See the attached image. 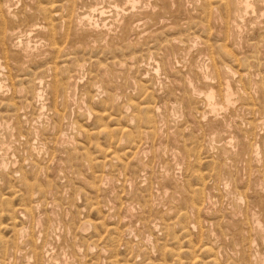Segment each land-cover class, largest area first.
Returning <instances> with one entry per match:
<instances>
[{
    "label": "rangeland",
    "instance_id": "1",
    "mask_svg": "<svg viewBox=\"0 0 264 264\" xmlns=\"http://www.w3.org/2000/svg\"><path fill=\"white\" fill-rule=\"evenodd\" d=\"M53 1L63 0L28 1L49 3L56 18L48 24L31 14V31L21 38L26 56L5 46L18 62L14 69L24 65L11 80L0 75V264H205L207 256L206 264H264V0H249L247 12L237 6L244 0L142 1L131 11L135 19L121 12V0ZM15 2L17 11L23 1ZM83 12L93 25L77 22ZM225 67L232 72L222 75ZM57 68L69 78H52ZM204 69L214 74L205 79ZM41 81L45 87L35 89L44 94L43 109L32 100ZM46 249L51 261L44 263Z\"/></svg>",
    "mask_w": 264,
    "mask_h": 264
},
{
    "label": "bare ground",
    "instance_id": "2",
    "mask_svg": "<svg viewBox=\"0 0 264 264\" xmlns=\"http://www.w3.org/2000/svg\"><path fill=\"white\" fill-rule=\"evenodd\" d=\"M21 1H23V4H21V6L19 5V7L18 8H20V9H18L17 11H14V10H12V2L14 3V6H15V3L17 4L18 2H15V0H0V75L1 76H4L3 74H7V76L5 77V78H8V79H10L9 78V75H11V72H13L14 70H16V69H19L21 66L23 67V62L21 63V64H23V65H21V66H19V68H16L15 67V69H14V64H15V62H17V60L16 61H13L12 59H13V57H15V56H11V55H7V52L6 51H8V50H6V45H9V44H14V45H12V46H14V48L12 49V52H13V54H14V51L13 50H15V47H16V49H18V51L20 52V51H23L22 52V55L24 54V56H26V54L25 53H29V52H27V50H30V49H27V47H25V48H23V47H21V45H22V41H25V40H27V39H25V40H21V38L24 36V34L25 33H27V32H30V31H27L28 30V28H26V27H28V26H30V25H28L29 23V17H31V14L33 15L34 14V16H37L36 14H40L43 18V20H45V21H43V22H46V23H48V21H46V20H48V19H54V18H56V17H53L52 16V14L54 13V12H56L55 10L53 11V7H49V3H45L46 5H42V4H44V1H43V3L41 4V3H37V2H35L36 4H35V6H33V4H30V2H28V1H31V0H21ZM20 0H19V2H21ZM32 1H34V0H32ZM37 1V0H36ZM94 1V0H93ZM99 1V0H98ZM107 1V0H106ZM109 1V3H111L110 2V0H108ZM117 1V0H116ZM116 1H114V5H115V8H117V9H115V10H118L119 8H120V6L118 5V3L116 4ZM119 1V0H118ZM122 2H123V5L125 6V8H121L120 10H121V12H126L127 10H130L129 11V14L131 15V17L133 16L131 13H134L135 14V16L137 17V13H135V12H131V11H134V9L135 8H137V10H139V4L142 2V1H146L145 3H147L148 2V5L150 4L151 5V1L150 0H121ZM156 1V0H155ZM159 1V0H158ZM167 1V0H166ZM165 1V2H166ZM171 1V0H170ZM183 1V0H182ZM182 1H181V3H182ZM186 1V0H185ZM213 1V0H212ZM219 1H222V0H219ZM219 1H217V3L219 2ZM46 2V1H45ZM51 2H52V0H51ZM53 2H60V1H53ZM61 2H63V4L65 3L64 2V0L63 1H61ZM60 2V3H61ZM74 2H76L75 0H74ZM91 2H92V0H91ZM95 2H97V1H95ZM157 2V1H156ZM163 2V1H162ZM172 2V5H173V1H171ZM178 2H180V0L178 1ZM196 2V1H195ZM205 2H207V5H208V1H205ZM211 2V1H210ZM209 2V3H210ZM222 2H224V4H228L227 2L225 3V1L223 0ZM22 3V2H21ZM59 3V4H60ZM70 3H72V0L70 1ZM99 3V2H98ZM102 2H100L98 5H100ZM107 3V2H106ZM105 3V4H106ZM158 3H161V2H158ZM157 3V4H158ZM175 3H176V1H175ZM186 3H187V1H186ZM189 3V2H188ZM201 3H203V2H201ZM215 3V1L213 2V4ZM219 3H221V2H219ZM218 3V4H219ZM52 5L53 4H55V3H51ZM57 4V3H56ZM59 4H57V6H59V7H61ZM62 4V3H61ZM73 4V3H72ZM94 4V3H93ZM97 4V3H96ZM108 4V3H107ZM106 4V5H107ZM111 4H113V3H111ZM110 4V5H111ZM153 4V3H152ZM162 4V3H161ZM171 4V3H170ZM179 4V3H178ZM212 4V5H213ZM218 4H216V5H218ZM222 4V3H221ZM224 4H222V5H224ZM68 5H71V4H69V2H68ZM67 5V6H68ZM102 5V4H101ZM109 5V4H108ZM107 5V6H108ZM138 5V6H137ZM145 5V4H144ZM147 5V6H148ZM149 5V6H150ZM154 5H155V3H154ZM171 5V6H172ZM189 5V4H188ZM65 7L64 8H66V4L64 5ZM73 6H76V5H72L71 6V8H74ZM105 6V5H104ZM140 6H142V4H140ZM155 6H157V5H155ZM163 6H165V5H163ZM167 6V5H166ZM171 6H168V7H171ZM174 6H175V4H174ZM173 6V7H174ZM185 7V3H184V5L182 4V6L181 7ZM203 6H205V5H203ZM211 6V5H210ZM237 6H238V9H241L243 12H247L248 10V8H251V6H253V2L251 3L249 0H244V1H240V2H237ZM70 7V6H69ZM88 7H90V6H88ZM87 7V8H88ZM102 7V6H101ZM144 7V6H143ZM167 7V8H168ZM177 7H179V5L177 6ZM177 7H174L175 9H177ZM183 7V8H184ZM223 7H225V6H223ZM64 8L62 9V10H64ZM76 8V7H75ZM75 8H74V10H75ZM87 8H84V9H86V10H89V8L87 9ZM105 8V7H104ZM103 8V9H104ZM152 8H153V6H152ZM155 8V7H154ZM157 8H158V6H157ZM162 8V7H161ZM186 8H188V7H186ZM197 8V7H196ZM55 9V8H54ZM58 9V8H57ZM67 9L68 8H66V11H67ZM78 9H80V8H78ZM97 9V8H96ZM98 9H100V8H98ZM102 9V8H101ZM113 9V8H112ZM182 9V8H181ZM177 10L178 11V13L179 12H181L182 10ZM185 9V8H184ZM183 9V11H185ZM214 9H215V7H214ZM105 10V9H104ZM157 10H160V8H158ZM164 10H167V9H165L164 8ZM169 10V9H168ZM171 10V9H170ZM191 10V9H190ZM194 10H196L195 8H194ZM199 10V9H198ZM198 10H196V11H194V12H196L197 13V11ZM208 10H209V8H208ZM76 11H77V9H76ZM90 11H96L95 9L94 10H90ZM98 11H100V10H98ZM98 11H96V12H98ZM114 12V10H111V12ZM141 11H143L144 12V10H141ZM140 11V12H141ZM148 11H151L152 12V10L151 9H148ZM161 11V10H160ZM173 9H172V11L170 12V14L172 13V15L173 16H175L174 14H176V12L173 14ZM187 11H189V10H187ZM211 11V10H210ZM209 11V12H210ZM33 12H35V13H33ZM69 13H70V10L68 11ZM67 12V13H68ZM82 12V11H81ZM110 12V13H111ZM116 12V11H115ZM137 12V11H136ZM139 12V14H141ZM147 12V11H146ZM145 12V13H146ZM153 12H154V9H153ZM164 12H166V11H164ZM163 12V13H164ZM193 12V11H192ZM199 12V11H198ZM216 12V11H215ZM58 13V12H57ZM63 13V12H62ZM66 13V12H65ZM106 13V12H105ZM149 13V12H148ZM159 13V12H158ZM161 13H162V11H161ZM183 13V12H182ZM208 13V12H207ZM207 13H206V16L208 17L209 16V14L207 15ZM211 13V12H210ZM218 13V12H217ZM56 14V13H55ZM59 14L60 13H58V19H59ZM80 14V13H79ZM94 14H96L95 12H94ZM112 14V16H117V15H114V13H111ZM117 14V13H116ZM122 14H126V13H122ZM156 14V13H155ZM160 14V13H159ZM184 14V13H183ZM188 14V12L185 14V15H187ZM195 14V13H194ZM199 15L201 14V13H198ZM216 14V13H215ZM49 15V16H48ZM54 15V14H53ZM69 14H67V15H65V16H68ZM71 15V14H70ZM70 15H69V17H70ZM73 15H76V14H74L73 13ZM130 15H129V17H130ZM142 15H144V14H141V16ZM163 15H167L166 13H164ZM162 15V17H164ZM171 15V16H172ZM198 15V16H199ZM217 15V14H216ZM64 16V15H63ZM62 16V17H63ZM64 16V17H65ZM72 16V15H71ZM92 16H95V15H92ZM126 15H123V17L124 18H126L125 17ZM134 16V17H135ZM150 16H151V14H150ZM156 16V15H155ZM154 16V17H155ZM179 16V15H178ZM201 16H202V14H201ZM213 16V15H212ZM218 17H220L219 15H217ZM38 17V16H37ZM47 17H49V18H47ZM52 17V18H51ZM73 17V16H72ZM76 17V16H75ZM122 17V16H121ZM122 17V21H123V18ZM134 17H132L133 19H135ZM143 17V16H142ZM147 16H145V18H146ZM153 17V18H154ZM161 17V16H160ZM162 17L160 18V19H162ZM182 17H184V16H182ZM202 17H204V16H202ZM217 17V18H218ZM240 17V16H239ZM34 18H36V17H34ZM41 18V17H40ZM90 17H89V13L87 14L86 12H83V13H81L80 15H78L77 14V17H76V20H77V22L78 23H84V22H89V26H91V25H93L91 22H92V20H91V22H90V19H89ZM98 18H102V17H98ZM118 18H119V16H118ZM132 18H131V21H132ZM141 18V17H140ZM172 18V17H171ZM200 18V17H199ZM204 18H206V17H204ZM216 18V17H215ZM221 18V17H220ZM60 19H62L61 17H60ZM65 19V18H64ZM91 19H92V17H91ZM173 19H176V17H173ZM172 19V20H173ZM36 20V19H35ZM41 20V19H40ZM56 20V19H55ZM66 20V19H65ZM64 20V21H65ZM74 20V19H73ZM127 20H129V18L127 19ZM138 20V19H137ZM140 21H142L143 19H139ZM138 20V21H139ZM145 20V19H144ZM143 20V21H144ZM169 20V19H168ZM191 20V19H190ZM212 20V19H211ZM214 20V19H213ZM220 20V19H219ZM57 21V23H60V21L58 22V20H56ZM56 21H55V24H57L56 23ZM133 21H135V20H133ZM137 21V22H138ZM146 21H148V20H146ZM152 22L151 23H153V20H151ZM164 21L166 22V20L164 19ZM202 21V20H201ZM217 21H218V19H217ZM221 21V20H220ZM33 24H38V22L39 21H36L37 23H35V21L34 20H32L31 21ZM52 22H54V21H52ZM51 22V23H52ZM63 22V21H62ZM72 23H73V21H71ZM98 24H100L98 21H96ZM112 22H114V21H112ZM149 22V21H148ZM155 22H157L156 20H155ZM178 22V21H177ZM193 22V21H192ZM204 22V23H203ZM203 22H201V24L203 23L204 25H206L205 24V19H204V21ZM208 22V21H207ZM39 23H41V22H39ZM64 23H66V25L69 23V20L67 19ZM74 23H75V25L77 24L75 21H74ZM73 23V24H74ZM107 23V22H106ZM115 23V22H114ZM124 23V22H123ZM130 23H134V22H130ZM167 23V22H166ZM166 23H165V25H166ZM188 24H189V22H187ZM31 24V23H30ZM49 24V23H48ZM122 24V23H121ZM129 24V23H128ZM143 24V23H142ZM147 24V23H146ZM169 24V23H168ZM173 24L174 23H172V26H173ZM34 25V26H35ZM41 25H42V23H41ZM43 25H46L47 26V24H43ZM52 25H54V24H52ZM59 25V24H58ZM65 25V24H64ZM71 26H72V24H70ZM97 25V24H96ZM117 25H118V23H117ZM124 25V24H123ZM145 25V24H144ZM164 25V24H163ZM177 26H178V23L176 24ZM185 25H187V24H185ZM191 25V24H190ZM193 26L195 25L194 24V22H193V24H192ZM198 25V24H197ZM220 25V24H219ZM36 26H40V24H38V25H36ZM50 26V25H49ZM68 26H69V24H68ZM70 26V27H71ZM78 26V25H77ZM114 27H115V25H113ZM120 26H122V25H120ZM119 26V27H120ZM128 26H131V24H129ZM135 26H137V24H135ZM135 26H134V28H135ZM139 26H142L141 25V22H140V25ZM150 26V25H149ZM160 26V25H159ZM167 26V30L169 29L168 28V26L169 25H166ZM54 27V26H53ZM59 28H60V26H58ZM58 27H55V28H57L58 29ZM69 27V28H70ZM80 27H84L83 25H80ZM80 27H78V28H80ZM95 27V26H94ZM99 27V26H98ZM118 27V28H119ZM132 27V26H131ZM151 27V26H150ZM149 27V28H150ZM157 27V26H156ZM155 27V28H156ZM196 27V26H195ZM214 27V26H213ZM217 27V26H216ZM222 27V26H221ZM220 27V29H222ZM27 30H26V29ZM31 28V27H30ZM38 28V27H37ZM39 28H42V27H39ZM44 28H45V26H44ZM48 29H49V27H47ZM63 28H65V26H63ZM72 28H77V27H73L72 26ZM103 28V27H102ZM123 28V27H122ZM121 28V29H122ZM133 28V27H132ZM139 28H142V27H139ZM144 28V27H143ZM142 28V30L144 31L145 29H143ZM146 28V27H145ZM148 28V27H147ZM152 28V27H151ZM150 28V29H151ZM171 28V27H170ZM174 28H176V27H174ZM174 28H171V29H174ZM25 29V30H24ZM43 29V28H42ZM48 29H46L47 30V33H48V31H50V30H48ZM62 29V28H61ZM71 29V28H70ZM95 29V28H94ZM127 29V28H126ZM138 29V28H137ZM44 30V29H43ZM79 30V29H78ZM81 30H83V29H81ZM88 30V29H87ZM87 30H85L86 32H88ZM90 30H92V28L90 29ZM117 30V29H116ZM131 31H132V29H130ZM134 30H136V29H133V31ZM142 30H137V32L138 31H142ZM153 30V29H152ZM164 30H165V28H164ZM219 30V29H218ZM38 31V30H37ZM42 31V30H41ZM55 31V30H54ZM63 31V30H62ZM67 31V28L65 29V32ZM71 31H73V30H71ZM95 31V30H94ZM97 31V30H96ZM120 31V30H119ZM142 31V32H143ZM150 31V30H149ZM158 31V30H157ZM156 31V32H157ZM162 31V30H161ZM35 32V31H34ZM39 32V31H38ZM58 32H60V29H58ZM57 32V34H60V33H58ZM80 31H78V32H76L75 31V33H79ZM82 32V31H81ZM130 32V31H129ZM145 32V31H144ZM159 32H160V29H159ZM46 33V34H47ZM53 32H51V34H52ZM89 33V32H88ZM121 33H122V31H121ZM124 33H126L125 31H124ZM133 34H134V32H132ZM132 33H131V35H132ZM197 33V32H196ZM56 34V35H57ZM87 34V33H86ZM93 34H94V32H93ZM148 34V33H147ZM154 34V33H153ZM217 34V33H216ZM219 34H220V32H219ZM218 34V35H219ZM35 35V34H34ZM49 35V34H48ZM52 35H54V34H52ZM51 35V36H52ZM55 35V36H56ZM62 35H63V33H62ZM73 35V34H72ZM75 36H76V34H74ZM77 35H79V34H77ZM131 35H130V33H129V37H131ZM137 35H138V33H137ZM155 35V34H154ZM42 36V35H41ZM58 36V35H57ZM70 36V35H69ZM89 36V35H88ZM128 36V35H127ZM186 36V35H185ZM33 37V36H32ZM63 37H66V36H63ZM89 37H91V36H89ZM128 37V39H130ZM154 37V36H153ZM156 37H158V36H156ZM155 37V38H156ZM30 38V37H29ZM44 38V37H43ZM49 38H51V37H49ZM100 38V37H99ZM125 38V37H124ZM159 38V37H158ZM179 38V37H178ZM38 39H39V37H38ZM53 39V38H52ZM51 39V40H52ZM63 39V38H62ZM67 39V38H66ZM69 39V38H68ZM87 39V38H86ZM88 39H90V38H88ZM87 39V40H88ZM138 39V38H137ZM141 39V38H140ZM147 39V38H146ZM148 39H149V37H148ZM154 39V38H153ZM40 40V39H39ZM125 40H127L126 38H125ZM151 40V39H150ZM171 40H172V38H171ZM176 40V39H175ZM190 40H192V39H190ZM49 41V40H48ZM93 41V40H92ZM121 41H123V40H121ZM130 41V40H129ZM145 41H147V40H145ZM50 42H52V41H50ZM89 42V44L91 45V42L90 41H88ZM87 42V43H88ZM150 42V41H149ZM148 42V43H149ZM154 42H155V40H154ZM196 42H198V41H196ZM54 43V42H53ZM52 43V45H54V46H52L53 48L55 47V44H53ZM122 44L121 45H123V42H121ZM127 43H130V42H127ZM152 43V42H151ZM43 44V43H42ZM77 44V43H76ZM131 44H132V42H131ZM136 44V43H135ZM162 44H165V43H162ZM197 44V43H196ZM49 45H51V43L49 44ZM69 45V44H68ZM104 45V44H103ZM121 45H119V46H121ZM124 45H126V41L124 42ZM123 45V46H124ZM128 45V44H127ZM154 45V44H153ZM160 45V44H159ZM168 45V44H167ZM175 45V44H174ZM11 46V47H12ZM27 46V45H26ZM86 46H88V45H86ZM130 46V45H129ZM145 46H148V45H146L145 44ZM153 47L151 44H149V47ZM155 46V45H154ZM10 47V46H9ZM29 47H30V45H29ZM32 47V46H31ZM90 47V46H89ZM107 47V46H106ZM122 47V46H121ZM156 47H158V46H156ZM51 48V47H50ZM58 48V47H57ZM84 48H85V46H84ZM105 48V47H104ZM108 48V47H107ZM114 48H115V46H114ZM126 48H127V46H126ZM128 48H131V47H128ZM20 49V50H19ZM66 49V48H65ZM120 49V48H119ZM122 49H124V48H122ZM145 50H146V48H144ZM151 49V48H150ZM153 49V48H152ZM157 49H160V48H157ZM164 49V48H163ZM52 50V49H51ZM54 50H56V49H54ZM57 50H59V48L57 49ZM88 50V49H87ZM147 50H148V48H147ZM169 50V49H168ZM173 50V49H172ZM50 51V50H49ZM116 51V50H115ZM151 51H153V50H151ZM150 51V52H151ZM187 51V50H186ZM17 52V51H16ZM32 52V51H31ZM31 52H30V54L29 55H31ZM34 52V51H33ZM53 52V54H54V51H52ZM94 52V51H93ZM121 52V51H120ZM124 52V51H123ZM128 53V52H130V50L129 51H125V53ZM144 52V51H143ZM149 52V51H148ZM163 52V51H162ZM165 52H167L166 50H165ZM170 52V51H169ZM168 52V53H169ZM173 52V51H172ZM181 53H182V51H180ZM179 52V53H180ZM9 53V52H8ZM21 53V52H20ZM20 53H16V54H20ZM126 53V54H127ZM154 53V52H153ZM152 53V54H153ZM164 53V52H163ZM185 54H186V52H184ZM34 54V53H33ZM138 53L136 52V55H137ZM147 54H149V53H147ZM160 54V53H159ZM188 54V53H187ZM15 55V54H14ZM130 55V54H129ZM150 55V54H149ZM162 55H164V54H162ZM173 55V54H172ZM27 56H28V54H27ZM153 56H156V54L155 55H153ZM165 56V55H164ZM17 57H20V56H17ZM22 57V56H21ZM20 57V58H21ZM120 57H125V56H123V54H122V56H120ZM132 57V56H131ZM130 57V58H131ZM150 57V56H149ZM162 57V56H161ZM171 57V56H170ZM170 57H169V59H170ZM24 58V57H23ZM23 58H21V60L23 59ZM114 58V57H113ZM134 58V57H133ZM153 58V57H152ZM164 58H166V56L164 57ZM16 59V58H15ZM19 59V58H18ZM32 59V58H31ZM31 59H29L28 58V60L27 59H25V61L27 60L28 62H29V60H31ZM66 59V58H65ZM71 59V58H70ZM89 59H91L90 57H89ZM158 59H159V57H158ZM157 59V60H158ZM162 59V58H161ZM3 60H5L4 62H3ZM7 60V61H6ZM32 60H34V59H32ZM166 60V59H165ZM163 61V62H165L166 63V61ZM19 61V63H20V60H18ZM25 61H24V63H25ZM34 61H36V60H34ZM64 61V60H63ZM66 61H68V60H66ZM114 61V60H113ZM171 61V60H170ZM28 62H27V64H28ZM32 62L33 61H31V64H30V62H29V64L30 65H32ZM93 62V61H92ZM161 62V61H160ZM18 63V62H17ZM16 63V64H17ZM35 63V62H34ZM33 63V64H34ZM118 63H119V61H118ZM157 63V62H156ZM65 64V63H64ZM162 64V63H161ZM167 64H168V61H167ZM47 65V64H46ZM162 66V65H161ZM26 67H30V66H26ZM26 67H25V69H26ZM48 67V66H47ZM53 67H54V65H53ZM52 67V68H53ZM65 67V66H64ZM163 67V66H162ZM168 67H170V66H168ZM168 67H165L166 69H168ZM46 68V67H45ZM51 68V67H50ZM63 68V67H62ZM122 68V67H121ZM157 68H159V66H157ZM5 69H7L6 70V72H5ZM30 69V68H29ZM28 69V70H29ZM48 70L47 71H52L51 69H49V68H47ZM54 69V68H53ZM67 69V68H66ZM165 69V70H166ZM170 69H172L171 67L168 69V70H170ZM183 69V68H182ZM181 69V70H182ZM19 70H21L22 71V69L20 68ZM42 70H45V69H42ZM55 70V69H54ZM119 70H120V68H119ZM158 70H160V69H158ZM192 70V69H191ZM204 70H206V69H204ZM222 70H223V73H222V75L223 74H227V73H231L232 71H231V69L230 68H228V67H225L224 69L222 68ZM17 71V70H16ZM57 71H58V68H57V70H56V72L54 71V72H52L53 74H50V75H52V78H55L56 77V75H58V74H56L57 73ZM171 71V70H170ZM173 71V70H172ZM207 71V70H206ZM214 71V70H213ZM20 72V71H19ZM25 72H27V71H25ZM25 72H24V69H23V72H20L21 74L23 73V74H25ZM159 72V71H158ZM168 72V71H167ZM178 72V71H177ZM203 72H205V71H203ZM225 72H227V73H225ZM13 73H15V72H13ZM40 73V72H39ZM41 73H43L42 71H41ZM40 73V74H41ZM63 77H65V75H64V70H63ZM61 73V74H62ZM67 73V72H66ZM104 73V72H103ZM172 73V72H171ZM200 73V72H199ZM213 72H211V74H212ZM22 74V75H23ZM167 74V73H166ZM169 74V73H168ZM191 74V73H190ZM189 74V75H190ZM211 74H210V72H206L205 73V76H204V78L205 79H208L210 76H211ZM214 74V73H213ZM17 75H19V73L17 74ZM49 75V74H48ZM67 75H69L68 73H67ZM66 75V77L67 78H69V76H67ZM73 75V74H72ZM72 75H70V77L72 76ZM14 76V75H13ZM24 76V75H23ZM23 76H21V78L23 77ZM62 76H60L59 77V75H58V77H56V78H61ZM172 76V75H171ZM20 77V76H19ZM19 77L17 78L16 76H14V77H12V78H17L16 80H18L19 79ZM40 76H38L37 78H39ZM62 77V78H63ZM23 78H26V77H23ZM36 78V79H37ZM41 78H42V74H41V77H40V79L39 80H41ZM75 78V77H74ZM1 79V78H0ZM14 79V80H15ZM63 79H66V78H63ZM201 79V78H200ZM7 80V79H6ZM11 80V79H10ZM61 80V79H60ZM59 80V81H60ZM189 80L191 81V79L189 78ZM5 81V80H4ZM38 81V80H37ZM45 81V80H44ZM52 81V80H51ZM51 81H49V82H51ZM56 81H58V80H56ZM63 81H67V80H63ZM207 81V80H206ZM209 81V80H208ZM46 82V81H45ZM48 83V82H47ZM46 83V84H47ZM68 83V82H67ZM66 83V84H67ZM193 83V82H192ZM204 83H207V82H204ZM54 84H56V83H54ZM58 84V83H57ZM40 85V87H41V85H42V81L41 82H39V83H37L35 86H33V88L35 89V87L36 86H39ZM44 85V84H43ZM42 85V86H43ZM48 85H50L49 83H48ZM60 85V84H59ZM63 85H65V84H63ZM192 85V84H191ZM61 86V85H60ZM59 86V87H60ZM193 86V85H192ZM43 87H45V86H43ZM58 87V86H57ZM63 88L61 89V90H63L64 89V86H62ZM67 87V86H66ZM38 88V87H37ZM50 88H54L53 87V85H52V87H50ZM56 88V87H55ZM55 88H54V90H55ZM68 88V87H67ZM40 89H42V87L40 88ZM44 89H46V88H44ZM210 89H212V88H210ZM47 90H49V87L47 88ZM53 90V91H54ZM192 90V89H191ZM197 90V89H196ZM46 90H44L43 91V93L45 92ZM199 91H201V90H199ZM33 92V94H32V100H33V102L37 105L38 104V106L40 107V109H43L44 108V105L43 104H41V101H42V97H44V94H43V96H42V94H41V92H40V90H38V89H35L34 91H32ZM59 92V91H58ZM61 92H63V91H61ZM195 92V91H194ZM223 92H224V94H223V99H224V104L227 106V105H229V102H230V97H231V91H230V89H229V85L227 84V83H225V89L223 90ZM50 92H48V94H49ZM60 93V92H59ZM199 93V92H198ZM202 93V92H201ZM204 93V92H203ZM47 94V95H48ZM51 94V93H50ZM215 91L214 90H209L207 93H205V98H206V101H207V103H208V107L210 108V111L212 112V113H214V112H216L217 110H218V106L216 105V99H215ZM62 94H60V96H61ZM186 95V94H185ZM58 96H59V94H58ZM189 97H191V96H189ZM196 97V96H195ZM58 98V97H57ZM190 99H192V98H190ZM215 99V100H214ZM54 100H55V96H54ZM215 101V102H214ZM223 101H221V103H222ZM32 103V102H31ZM29 103H27V105H28ZM35 106V105H34ZM222 107V106H221ZM147 108V107H146ZM193 108V107H192ZM188 110V107H187V109H186V111ZM220 110V109H219ZM42 111V110H41ZM189 111V110H188ZM187 111V112H188ZM17 112V111H16ZM190 112V111H189ZM191 112H193L194 113V111H193V109H192V111ZM196 113V112H195ZM204 113V112H203ZM15 114H17V113H15ZM41 114V113H40ZM55 114H57V113H55ZM187 114V113H186ZM190 114V113H189ZM189 114H188V116H189ZM13 115V114H12ZM11 115V116H12ZM196 115V114H195ZM10 116V117H11ZM57 116H59V114H57ZM56 116V117H57ZM13 117V116H12ZM15 118H17V116L15 115L14 116ZM20 117V116H19ZM38 118V117H37ZM101 118V117H100ZM189 118H190V116H189ZM21 119V118H20ZM18 120V119H17ZM201 120V119H200ZM62 121V120H61ZM194 121V120H193ZM7 123V122H6ZM71 123V122H70ZM8 124V123H7ZM71 127V126H70ZM11 129H12V127H11ZM54 129V128H53ZM13 130V129H12ZM121 131V130H120ZM14 132V131H13ZM150 132H152L151 130H150ZM11 133V132H10ZM36 133V132H35ZM104 133V132H103ZM146 133V132H145ZM36 134H38V132L36 133ZM55 134V133H54ZM59 134V136L60 135H62L63 133H61V132H59L58 133ZM65 134V133H64ZM111 134V133H110ZM148 135H149V133H148ZM22 136V135H21ZM35 136V135H34ZM64 136V135H63ZM62 137V136H61ZM37 138V137H36ZM63 138V137H62ZM65 138V137H64ZM13 140V139H12ZM30 141V140H29ZM63 141V140H62ZM72 141V140H71ZM43 141H41V143H42ZM60 142V141H59ZM65 142H66V139H65ZM69 142V141H68ZM40 143V142H39ZM40 143V144H41ZM48 143V142H47ZM50 143V142H49ZM36 144V143H35ZM48 145V144H47ZM39 146V145H38ZM31 147V146H30ZM59 147V146H58ZM11 149V148H10ZM40 149H41V147H40ZM62 149H64V148H62ZM259 149V148H258ZM12 151V150H11ZM53 151V150H52ZM57 151V150H56ZM60 151H62V150H60ZM59 151V152H60ZM66 152V151H65ZM128 153H130V151H128ZM58 154V153H57ZM135 154H137V153H135ZM134 155V154H133ZM135 156V155H134ZM138 157L140 156V155H137ZM136 156V157H137ZM111 158V157H110ZM133 158H135V157H133ZM8 159V158H7ZM139 159V158H138ZM140 163V162H139ZM143 171V170H142ZM13 173H15V172H13ZM43 179V178H42ZM54 179H56L55 177H54ZM107 180H108V178H106ZM42 181V180H41ZM44 182V181H43ZM130 182H131V180H130ZM175 182V181H174ZM108 183V182H107ZM43 184V183H42ZM101 185V184H100ZM53 187V186H52ZM110 187V186H109ZM165 189V188H164ZM98 190V189H97ZM110 190V189H109ZM239 190V189H238ZM258 190V189H257ZM264 190V189H263ZM39 191V190H38ZM196 192V191H195ZM38 193H41V192H38ZM50 193V192H49ZM244 193V192H243ZM39 195V194H38ZM240 195V194H239ZM253 195V194H252ZM37 197V196H36ZM149 197H150V195H149ZM51 198V197H50ZM151 198V197H150ZM153 199V198H152ZM38 201V200H37ZM52 201V200H51ZM33 202V201H32ZM209 202V201H208ZM36 203V202H35ZM38 204V203H37ZM98 204V203H97ZM257 204V203H256ZM255 204V205H256ZM263 204V203H262ZM34 205V204H33ZM129 205V204H128ZM96 206V205H95ZM94 206V207H95ZM98 206V205H97ZM257 206V205H256ZM37 207H39V206H37ZM65 207V206H64ZM67 207V206H66ZM110 207V206H109ZM132 207V206H131ZM253 207V206H252ZM32 208V207H31ZM96 208V207H95ZM33 209V208H32ZM35 210H37L36 208H34ZM98 209V208H97ZM193 209V208H192ZM26 210V209H25ZM124 210H126V209H124ZM199 210V209H198ZM18 211H20V210H18ZM168 211V210H167ZM250 211V210H249ZM23 212V210L21 211V213ZM26 212V211H25ZM254 212V211H253ZM20 214V213H19ZM24 214V213H23ZM60 214V213H59ZM172 214V213H171ZM112 216V215H111ZM141 216V215H140ZM166 216V215H165ZM169 216V215H168ZM26 217V216H25ZM59 218V217H58ZM107 218V217H106ZM141 218V217H140ZM41 219V218H40ZM122 219V218H121ZM256 219H258V218H256ZM38 220V219H37ZM247 220V219H246ZM253 220V219H252ZM39 221V220H38ZM245 221V220H244ZM84 222V221H83ZM255 222V221H254ZM259 222V221H258ZM65 223V222H64ZM88 223V222H87ZM137 223V222H136ZM89 224V223H88ZM234 224H236V223H234ZM256 224V223H255ZM122 225V224H121ZM149 225V224H148ZM39 226H42V225H39ZM54 226V225H53ZM102 226V225H101ZM111 226V225H110ZM132 226V225H131ZM251 226V225H250ZM258 226H260V225H258ZM249 227V226H248ZM261 227V226H260ZM51 228V227H50ZM153 228V227H152ZM54 229V228H53ZM117 229V228H116ZM46 230H47V227H46ZM28 231V230H27ZM40 231H41V229H40ZM58 231V230H57ZM67 231V230H66ZM39 232V231H38ZM260 232V231H259ZM21 233V232H20ZM25 233V232H24ZM48 233V232H47ZM58 233V232H57ZM126 233H129V232H126ZM152 233V232H151ZM51 234H52V232H51ZM131 234H132V232H131ZM134 234V233H133ZM16 235V234H15ZM37 235V234H36ZM40 235V234H39ZM31 236V235H30ZM45 236V235H44ZM101 236V235H100ZM126 237V236H125ZM240 237V236H239ZM13 238V237H12ZM33 238V237H32ZM70 238V237H69ZM135 238V237H134ZM149 238V237H148ZM250 238V237H249ZM145 239V238H144ZM22 240H23V238H22ZM148 240V239H147ZM34 241V240H33ZM45 241V240H44ZM49 242H50V240H48ZM26 242V241H25ZM140 242V241H139ZM138 242V243H139ZM34 243V242H33ZM43 243V242H42ZM46 243H48V242H46ZM89 243V242H88ZM119 243V242H118ZM135 243V242H134ZM28 244V243H27ZM146 244V243H145ZM248 244H250V242L248 243ZM93 245V244H92ZM235 245V244H234ZM44 246H46V245H44ZM43 246V247H44ZM50 246V245H49ZM135 246V245H134ZM141 246V245H140ZM28 247V246H27ZM136 247V246H135ZM26 248V247H25ZM45 248V247H44ZM46 248H48V247H46ZM204 248H206V247H204ZM247 248H248V246H247ZM251 248V247H250ZM207 249V248H206ZM43 250V249H42ZM208 250V249H207ZM209 250H211V249H209ZM12 251V250H11ZM41 251V250H40ZM68 251V250H67ZM95 251V250H94ZM249 251V250H248ZM71 253H72V251H71ZM108 253V252H107ZM23 254V253H22ZM40 254H41V252L40 253H38V255L40 256ZM103 255V254H102ZM57 256V255H56ZM71 256V255H70ZM80 256V255H79ZM108 256V255H107ZM209 256H212V255H209ZM42 258H43V262L45 263V262H49V261H51V257H50V254L47 252V249L46 250H44V252H43V254H42V256H41ZM84 257V256H83ZM249 256L247 255V257L246 258H248ZM27 258H29V257H27ZM207 258H208V256H207ZM206 258V260H205V264H206V261H208V259ZM213 258V257H212ZM20 259V258H19ZM53 259V258H52ZM175 259H177V258H175ZM196 259V258H195ZM211 259V258H210ZM57 260V259H56ZM64 260V259H63ZM83 260V259H82ZM30 261V260H29ZM37 261H39V259L37 260ZM40 261H42V260H40ZM64 261H66V260H64ZM71 261V260H70ZM81 261V260H80ZM251 261V260H250ZM78 262V261H77ZM87 262V261H86ZM202 262V261H201ZM209 262V261H208ZM212 262H213V264H215L214 262H215V259H212ZM220 262V261H219ZM245 262V261H244ZM248 262V261H247ZM99 263V262H98ZM111 263H113V262H111ZM194 263H196L195 261H194ZM200 263V262H199ZM209 263H211V261L209 262ZM209 263H207V264H209ZM229 263V262H228ZM227 263V264H228ZM232 263V262H231ZM249 263V262H248ZM247 263V264H248ZM40 264H42L41 262H40ZM64 264H66V263H64ZM83 264V263H82ZM198 264V263H197ZM200 264H202V263H200ZM245 264H246V262H245Z\"/></svg>",
    "mask_w": 264,
    "mask_h": 264
}]
</instances>
